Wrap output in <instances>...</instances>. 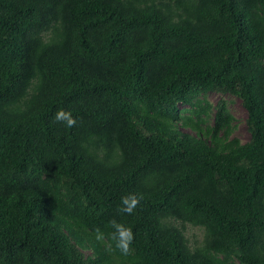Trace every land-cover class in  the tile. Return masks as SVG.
I'll return each mask as SVG.
<instances>
[{
  "label": "trees",
  "instance_id": "16d2710c",
  "mask_svg": "<svg viewBox=\"0 0 264 264\" xmlns=\"http://www.w3.org/2000/svg\"><path fill=\"white\" fill-rule=\"evenodd\" d=\"M0 264H264V0H0Z\"/></svg>",
  "mask_w": 264,
  "mask_h": 264
},
{
  "label": "clouds",
  "instance_id": "9594fccd",
  "mask_svg": "<svg viewBox=\"0 0 264 264\" xmlns=\"http://www.w3.org/2000/svg\"><path fill=\"white\" fill-rule=\"evenodd\" d=\"M54 122L62 123L67 128H72L77 125V118L73 115L71 110L59 109L53 117ZM143 199V194H128L121 197L120 207L118 208L119 213L132 215L137 207L140 205ZM106 227L110 228L109 233H105L101 228H96L95 239L104 243L106 239H110L115 243V248L120 251L122 255L134 254L132 247L135 235L133 229L130 226L118 221L117 219H111Z\"/></svg>",
  "mask_w": 264,
  "mask_h": 264
},
{
  "label": "rangeland",
  "instance_id": "374dc122",
  "mask_svg": "<svg viewBox=\"0 0 264 264\" xmlns=\"http://www.w3.org/2000/svg\"><path fill=\"white\" fill-rule=\"evenodd\" d=\"M208 98L212 102L216 103L218 101V99L220 98V95L217 93H210V94H208ZM230 99H231V101L229 103L230 110L235 115L236 123L238 124L233 135L238 137L243 142L247 141L250 137V134L247 130L246 123H245L247 112H246L245 108L243 107L240 99H238L237 97H233ZM181 108H183L182 105H181ZM198 230L199 229H197V228H191L190 226H188L187 232L190 235L197 233V237H200V232Z\"/></svg>",
  "mask_w": 264,
  "mask_h": 264
}]
</instances>
